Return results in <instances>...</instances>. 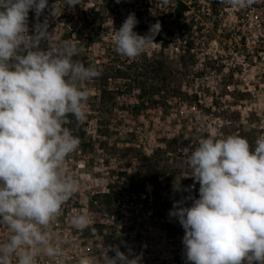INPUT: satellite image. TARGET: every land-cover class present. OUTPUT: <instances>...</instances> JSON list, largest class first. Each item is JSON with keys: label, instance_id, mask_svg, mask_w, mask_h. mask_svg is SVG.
I'll use <instances>...</instances> for the list:
<instances>
[{"label": "clouds", "instance_id": "clouds-1", "mask_svg": "<svg viewBox=\"0 0 264 264\" xmlns=\"http://www.w3.org/2000/svg\"><path fill=\"white\" fill-rule=\"evenodd\" d=\"M117 3L120 0H116ZM167 6L171 0H161ZM258 0H220L231 8L251 7ZM82 0H65L69 8ZM48 0H0V225L10 235L0 243V264H37L41 256L63 255L52 225L78 189L77 178L64 165L80 139L67 127L87 119L90 90L85 84L100 71L76 59L82 49L71 40L41 45L53 38L48 19L39 21ZM37 23L29 35V12ZM62 10L54 3L50 14ZM139 21L130 13L114 30L117 54L135 59L154 43L159 20L141 36ZM199 198L191 195L173 202L169 216L184 229L186 264H264V135L255 146L246 138L204 136L188 158ZM175 179L173 190L181 189ZM191 201L190 206L186 202ZM77 230L90 227L87 214L70 218ZM95 234V229H92ZM111 251L115 255L109 257ZM102 264H141L142 255L110 245ZM77 264H94L81 256ZM97 264H101L99 259Z\"/></svg>", "mask_w": 264, "mask_h": 264}, {"label": "rangeland", "instance_id": "rangeland-1", "mask_svg": "<svg viewBox=\"0 0 264 264\" xmlns=\"http://www.w3.org/2000/svg\"><path fill=\"white\" fill-rule=\"evenodd\" d=\"M225 12L207 21L205 27L204 35L209 42L204 54L211 68L196 78L194 84L187 81L171 84L165 101L157 93L151 97L147 89L143 94L138 89L140 84L118 81L107 85L85 84L90 90L84 121L87 138L64 165L77 178L78 189L52 225L53 235L61 241L63 255L41 256L37 264H77L81 256L88 255L93 257L94 264L99 259L102 264V252L110 245L119 246L126 254L131 250L142 255L141 264H186L184 229L176 218L169 216V211L175 200L188 195L199 198L200 185L188 176L191 152L204 136L238 135L254 147L256 139L264 135V0L240 9L225 4ZM239 12L243 19L238 18ZM33 15L34 12H29L28 24ZM127 16L122 12L120 20L108 22V39L114 42V30H119ZM155 18L152 21L146 18L133 30L141 36L148 35L150 25L157 20L161 22L160 15ZM213 23L217 30L210 38L208 30H213ZM166 25L170 31L171 24L167 21ZM160 33L166 34L162 25ZM222 38L226 42L222 43ZM154 50H159L157 42L145 51L150 54ZM168 52L174 57L176 45H171ZM91 53L94 58H100V45L93 47ZM103 88L107 90L104 106L100 103ZM181 133L187 134L191 145L182 153L180 150L169 155L159 188L143 187L137 179L135 183L128 179L119 181L118 173L133 170L126 167L124 153L119 151L135 146L151 153L164 147V140ZM176 178H181V189L195 187L190 193L176 192L173 190ZM114 180L119 182L113 203L109 206L105 201L96 203L95 196L107 192ZM190 205L191 201H187L186 206ZM78 213L89 216V228L81 231L71 225L70 218ZM9 235L7 226L0 225V243ZM107 255L112 257L115 253L109 251Z\"/></svg>", "mask_w": 264, "mask_h": 264}, {"label": "trees", "instance_id": "trees-1", "mask_svg": "<svg viewBox=\"0 0 264 264\" xmlns=\"http://www.w3.org/2000/svg\"><path fill=\"white\" fill-rule=\"evenodd\" d=\"M56 2L62 13L59 15L60 13L57 12L58 17H53L50 14V8ZM48 5L49 8L40 16L39 21L43 22L47 17L48 31L54 34L50 41L41 45L42 48L55 46L68 40L74 41L82 49L76 59L82 60L86 66L87 64L95 66L101 73L98 78L87 83L107 85L118 81L123 84H140L138 89H141L143 94L147 93V89L151 97L157 93L160 95L159 99L163 101L170 94L168 90L171 84H183L185 81L188 84H194L196 78L206 74L211 68V62L204 54L209 42L208 37L204 35L205 27L207 21L226 13L225 4L220 3V0H171L167 6L163 5L161 0H120L119 3L116 0H82V3L74 8L67 7L65 0H48ZM122 12L126 15L135 14L139 21L136 27L142 25L146 18L152 21L160 15V23L166 34L160 33L154 38L153 42H157L159 46L158 51L154 50L150 54L144 51L135 59L116 53L114 42L106 37L109 34L107 24L111 19L112 22L120 20ZM238 18L243 19L242 12L238 13ZM167 21L171 24L170 31L166 25ZM37 22L36 16L33 15L28 24L29 35L34 34V25ZM213 27V30H208L210 38L217 30L216 24ZM221 41L226 42L224 38ZM242 41L244 43L246 40ZM98 44L101 56L94 58L91 50ZM173 44L176 45L174 57L168 52ZM199 65L203 67L198 68ZM102 92L103 97L100 103L104 106L106 88H103ZM155 101L160 103L159 100ZM70 119L72 123L67 127L72 130L73 135L79 137L80 144H83L87 138L86 123L77 124L74 118L70 117ZM186 135L181 133L164 140L165 146L158 147L151 153L143 152L135 146L123 148L119 152L124 153L126 167L133 170L118 173L119 181L128 179L129 182L135 183L137 179L143 187L150 185L159 188L163 183L164 162L169 155L178 153L180 150L182 153L190 147V138ZM102 145L100 144V147ZM134 162H137L135 166ZM119 181L114 180L107 192L97 194L96 203L105 201L104 204L111 205Z\"/></svg>", "mask_w": 264, "mask_h": 264}]
</instances>
